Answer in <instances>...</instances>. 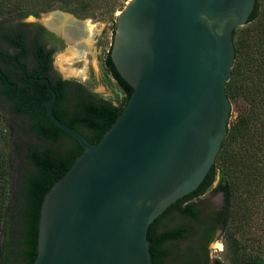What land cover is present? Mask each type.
<instances>
[{"label":"water","instance_id":"obj_1","mask_svg":"<svg viewBox=\"0 0 264 264\" xmlns=\"http://www.w3.org/2000/svg\"><path fill=\"white\" fill-rule=\"evenodd\" d=\"M256 1L130 0L110 57L133 92L98 143L56 117L39 80L49 119L84 151L45 195L34 264H153L150 225L201 185L227 137L233 35Z\"/></svg>","mask_w":264,"mask_h":264},{"label":"trees","instance_id":"obj_2","mask_svg":"<svg viewBox=\"0 0 264 264\" xmlns=\"http://www.w3.org/2000/svg\"><path fill=\"white\" fill-rule=\"evenodd\" d=\"M11 1L0 0V8ZM49 9L67 10L62 5ZM17 14L25 18L36 15L37 11L21 10ZM17 29L16 25L6 27L0 23V40L3 43L0 44V59L4 62L15 63L22 58L26 49L24 32ZM233 38L236 57L226 93L231 104L238 109V116L234 121H229L227 137L201 185L170 206L150 225L147 239L153 264H162L168 256L163 243L183 237L185 232L184 228H176L158 233L160 222L173 210L185 217H197V204L191 199L208 192L217 177L219 181L215 192L222 194L223 203L213 212V234L218 228L232 236L240 233L237 242L246 248L242 264H264V6L259 0L247 25L236 29ZM4 44L8 49L13 48V54L3 48ZM36 57L40 64L45 63L47 55L40 49ZM108 62L124 93L120 105L95 103L81 97L80 109L71 111L56 108L54 111L58 119L81 132L91 143H98L102 139L133 92V88L119 75L110 56ZM39 71L38 67L34 69L35 73ZM3 73L10 78L9 81ZM12 78L19 77L0 67L1 94L6 97L30 92L29 100L37 99L35 105L40 103L41 108V104L52 96L45 85L35 82L28 86L17 82L11 85ZM65 85V82L51 84L57 93V104L66 98ZM21 100L22 97L17 101L19 111H22ZM31 118V130L39 140L52 145L63 140L69 143L63 148L25 146L22 143L13 148V154L5 167L7 177L3 182L0 180V264H34L38 254L40 214L45 195L84 151L72 136L57 127L47 115L36 113L35 107L31 110ZM81 128H86L92 138ZM16 158L21 161V165L14 167ZM257 219H260L259 233H250ZM246 239L258 242L262 250L248 253Z\"/></svg>","mask_w":264,"mask_h":264},{"label":"rangeland","instance_id":"obj_3","mask_svg":"<svg viewBox=\"0 0 264 264\" xmlns=\"http://www.w3.org/2000/svg\"><path fill=\"white\" fill-rule=\"evenodd\" d=\"M130 0H13L6 3L0 8V23L4 26L18 25L22 22H39L48 25L47 20L55 14L61 12L71 18L82 21L84 25L90 26L91 33H105V41L102 48V58L99 62L96 54H88L85 60L69 61L71 58V49L68 47L64 51L57 53L54 57V65L57 71L66 80L78 81L84 84L90 91L95 93L97 98L120 105L124 100V93L119 84L112 78L108 77L104 72L102 59L113 43V35L116 30L117 17L126 4ZM264 6V0H259ZM62 5L65 9H49L53 6ZM48 9V10H47ZM21 10L37 11L36 15H29L22 18L17 13ZM68 17V18H69ZM67 107L76 111L80 109L77 98L71 94L66 102ZM238 116V109L232 105L230 122L234 121ZM31 122L26 117L16 115L12 112L9 102L0 96V180L5 181L7 177L5 167L8 164L10 156L13 154V148L16 144L22 143L25 146L34 145L38 147H56L63 148L69 143L63 140L61 143L52 145L50 143L39 140L31 130ZM81 130L87 134L90 132L86 128ZM21 165L18 158L14 161V167ZM219 181V177L212 188L203 197V201L198 202L197 208H211L216 210L223 203L222 194L216 193L215 188ZM260 219L253 222L250 233L257 234L261 226ZM197 221L190 218L171 213L166 216L158 225L160 231L176 229L182 226L196 227ZM248 232V231H247ZM240 233L234 236L226 232L217 233L215 241L216 250L212 254L220 261L221 264H242V259L246 248L240 242H237ZM241 240V239H240ZM247 252H258L262 247L258 242L247 240ZM255 243V244H254ZM190 244L189 239L176 242H168L166 247L170 251V256L165 260V264H179L188 260L186 254V246ZM264 250V249H263ZM23 264V263H22Z\"/></svg>","mask_w":264,"mask_h":264},{"label":"flooded vegetation","instance_id":"obj_4","mask_svg":"<svg viewBox=\"0 0 264 264\" xmlns=\"http://www.w3.org/2000/svg\"><path fill=\"white\" fill-rule=\"evenodd\" d=\"M66 18V17H65ZM70 19V18H69ZM71 21L81 23L85 27L84 23L82 21H79L75 18L70 19ZM17 31L24 32L25 41H26V49L23 52V56L20 59H17L15 63L11 62H4L2 59H0V67L3 68L6 72H13L18 75V79H13L11 81V85H16L15 82L19 85H26L35 83H40L41 85H45L46 83L39 82L40 79L48 78L50 80V84L55 82H65V92H66V98L59 102L57 104V100L55 103L54 110L56 108L58 110H69V108L66 105V102L70 98V95L73 94L77 101L80 104L79 98L85 97L87 99L92 100L95 103H112L105 100H100L97 98L96 94L90 91L84 84L78 82V81H70L66 80L62 77V75L57 71L54 65V57L57 53L64 51L66 48H70L72 52V56L69 59V61H79V60H85L88 54H96V59L99 62V60L102 58L101 56V50L104 45L105 41V33L102 34H94V33H85L82 38V41L79 45H77V42L81 40L80 37H77L73 40H70L64 32L65 27L62 26H50L47 24L39 23V22H22L18 25ZM115 32V31H114ZM90 35V38H89ZM89 40V41H88ZM113 43H114V35H113ZM113 43L111 48L108 50L107 54L104 55L102 59V65L104 72L106 75L112 79H115L113 68L108 62V58L111 54V50L113 47ZM0 44L1 40H0ZM3 48L9 51L10 54H13V48L10 47L7 48V45L4 44ZM42 49L43 52L47 55L45 63L38 64L37 54L39 50ZM79 53L81 55V58L76 59L75 53ZM38 67L40 70L39 73H35L34 69ZM4 76L7 77L5 73H3ZM34 74V75H33ZM37 74V75H35ZM8 81L10 78H8ZM118 83V82H117ZM18 86V85H17ZM47 87V86H46ZM3 89V86L0 85V96L5 98L9 104L11 105L12 112L16 115H20L23 117H26L30 121H32L31 118V110L35 107V112L43 115H47V111L45 107L39 108L40 103L38 105H35V101L37 99L29 100L31 93L29 94H13L11 98L6 97L1 94V91ZM48 89V88H47ZM22 97L21 100V109L22 111H19L17 101ZM58 99V98H57ZM113 104V103H112ZM115 105V104H113ZM80 107H82L80 105ZM72 111V110H71ZM87 134V133H86ZM90 138H92V135L87 134ZM73 143V141H70ZM207 193V192H206ZM206 193L198 198H193V202L198 204V202L203 201V197H205ZM198 209V208H197ZM199 214L197 217L193 218L197 221L196 227H186L182 226L179 228H184V236L168 240L163 243V248L168 251V256L163 259L162 264H165V260L170 256V251L166 247V244L168 242H176L180 240H190V244L186 246V254L188 256V260L179 264H221L220 261L212 254L213 251L216 250L215 247V241L217 237V233L222 231L220 228H218L213 234V228H214V220H212L213 212L215 210L211 208H200L198 209ZM172 213H177L178 215L183 216L180 214L177 210H173ZM158 230V229H157ZM174 230V229H171ZM163 231L158 230V233H162ZM214 236L213 240L211 241L212 237ZM217 251V250H216Z\"/></svg>","mask_w":264,"mask_h":264},{"label":"bare ground","instance_id":"obj_5","mask_svg":"<svg viewBox=\"0 0 264 264\" xmlns=\"http://www.w3.org/2000/svg\"><path fill=\"white\" fill-rule=\"evenodd\" d=\"M68 17L69 16H67V15L55 12V14L53 16H51L49 18V20H47V23L50 26H57V25L62 26L63 25L65 27V29H64L65 35L70 40H73L74 37L75 38H77V37L81 38L84 36L85 33L90 34L92 32V29L90 28V26L85 25V27H84L83 24L71 21L70 19H72V18L69 17L70 18L69 19ZM44 23H46V22L44 21ZM89 38H90V35H89ZM81 41H82V38L79 42H77V45H79L81 43ZM74 55H75L76 59L81 58V55L78 52L75 53Z\"/></svg>","mask_w":264,"mask_h":264}]
</instances>
